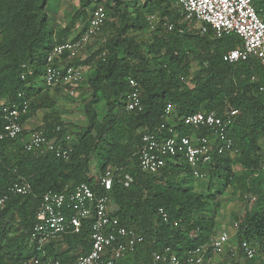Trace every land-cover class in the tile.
Here are the masks:
<instances>
[{"label":"trees","instance_id":"1","mask_svg":"<svg viewBox=\"0 0 264 264\" xmlns=\"http://www.w3.org/2000/svg\"><path fill=\"white\" fill-rule=\"evenodd\" d=\"M50 1L0 0V103L28 101L29 111L22 117L23 124L39 111H50L42 119L43 125L36 129H43L49 138L60 140L64 130L60 127L59 115L53 111L56 101L51 95L60 91L35 83L45 74L50 51L69 40L71 34L70 27L54 32L46 11ZM91 2L84 0L82 5L81 15L86 18V24L94 6L103 4L108 16L103 30L110 17L116 19L117 30L98 51L74 62L83 70L95 63V69L89 81L92 98L84 106L88 124L82 130L79 143L73 146L70 159L27 153L22 143L18 147L20 141L0 142V198L10 195L0 211V264H21L34 258L41 264H47L48 260L74 264L78 257L89 252V224H84L80 234L51 242L42 251L30 243V234L47 192L71 194L77 186L87 183L98 195L103 194V189L96 187L94 178L89 176L92 154L102 145L107 161L102 164L101 173L109 164L115 168L110 195L119 210L113 216L122 226L136 230L145 238L133 253L116 264H149L156 252L167 249L191 252L208 245L216 235V223L205 212L209 199L220 194L213 189L214 180L221 182L222 179L225 185L240 179L241 186L250 194L244 214L237 218L235 236L238 246L243 242L258 246L254 259L247 262L258 264V257L264 256V170L259 146L264 136L262 70L251 60L233 64L223 60L227 52L241 46V39L234 33L220 38L211 28L205 34L180 33L179 29L185 30L186 26L178 24L179 15L171 0H133L131 3L95 0L90 6ZM254 5L264 19V1L254 0ZM152 14H158L162 22L173 24L174 29L167 31L160 27L150 32L147 17ZM143 32H150L152 38L147 42L137 39ZM195 62L200 63L202 71L190 78ZM255 74L259 78L257 82L252 80ZM129 77L136 79L143 89L144 110L140 113L126 110ZM101 103L106 112L100 119L96 107ZM170 103L176 107L177 130L182 135L189 133L182 119L190 114L222 113L228 108L240 111L228 130L234 150L240 151L239 160L235 163L229 153L212 156L209 189L213 193L208 195L209 199L194 193L179 178L189 173L183 163L171 165L159 176L148 175L140 169L142 136L164 124L165 109ZM57 127L61 128L59 132ZM205 132L206 129L201 130ZM164 136H169L167 131ZM237 164L242 166L240 172L234 169ZM126 174L133 178L128 187L124 183ZM20 177L30 184L29 195L9 192ZM252 198H255L253 203ZM160 208L170 215L171 224L161 220ZM240 254L245 256L241 251Z\"/></svg>","mask_w":264,"mask_h":264},{"label":"built area","instance_id":"2","mask_svg":"<svg viewBox=\"0 0 264 264\" xmlns=\"http://www.w3.org/2000/svg\"><path fill=\"white\" fill-rule=\"evenodd\" d=\"M260 1V0H259ZM179 18L178 24L185 25L180 33L189 31L205 34L211 28L217 38L232 33L241 39V46L230 50L223 56L227 63L253 61L264 74V19L257 13L254 0H171ZM107 12L103 4L94 6L90 12L84 31L77 38L57 44L46 58V71L43 77L37 79L47 89H56L71 97L76 95L77 86L83 81L85 70L74 62L87 54L88 47L103 33L107 21ZM150 32L160 27L172 31L174 25L162 22L158 14L147 17ZM105 55V54H104ZM258 75L252 76L257 82ZM24 78V76H22ZM129 92L126 97V110L129 113H140L144 110L142 102L143 89L140 83L132 77L127 78ZM38 85V86H39ZM264 93V83L260 85ZM21 97V95H20ZM29 111V102L2 101L0 103V142L20 141L23 150L34 155L52 154L68 161L73 152V146L65 138H49L43 129L27 131L22 123V117ZM240 114L236 109H225L222 113L215 111L190 114L183 117V126L189 133L182 135L177 130L178 114L173 104H167L164 124L142 136L139 151V166L143 173L152 176L161 175L173 164L183 163L189 168V173L179 176L185 185L189 181L205 180L209 176V167L214 154L229 153L234 159L240 155L234 150V142L228 136L230 126ZM206 129L205 133H201ZM60 127L56 131L59 132ZM167 131L169 136H164ZM264 170V160L261 164ZM115 168L109 164L104 172L94 176L95 186L103 189L98 195L93 186L80 184L71 194L49 191L43 196L42 205L37 213V222L30 234V243L39 251L56 240L67 235L80 234L84 224L91 228L90 250L77 258L74 264H116L129 253H133L145 238L132 228L122 226L119 219L113 216L115 206L111 198ZM133 178L126 174L125 186H129ZM30 184L20 177L9 188L11 194L26 196L31 193ZM10 195L0 198V211L5 208ZM255 198H252V202ZM158 215L166 224H171L170 215L163 209ZM236 229L238 227L235 224ZM229 237L217 234L208 245L195 248L191 252H175L169 249L153 254L149 264H210L209 254L220 255L224 252ZM239 249L247 260L254 259L258 251L257 245L243 242ZM21 264H41L34 258ZM47 264H60L48 260Z\"/></svg>","mask_w":264,"mask_h":264},{"label":"rangeland","instance_id":"3","mask_svg":"<svg viewBox=\"0 0 264 264\" xmlns=\"http://www.w3.org/2000/svg\"><path fill=\"white\" fill-rule=\"evenodd\" d=\"M84 0H51L46 8L49 23L55 33L61 32L67 27L71 28V34L68 39H73L74 33H77L83 29L86 25V18H83L81 12L83 11ZM92 6L95 0H91ZM126 3H131L133 0H124ZM116 19L110 17L107 27L103 30V33L98 37L87 49L86 57L92 55L98 51L105 43L115 35L117 26ZM133 35V34H132ZM137 35V34H134ZM140 41H148L152 38L150 32H143L137 35ZM95 63L89 66L84 73V83H80L76 88V95L71 97L62 92H58L56 95V106L54 112L59 115V120L62 126H60L64 133L61 135V139L65 138L68 140V144L75 146L79 143L82 130L87 126L88 122L85 113L84 106L87 101L92 98V90L89 86V81L94 76ZM202 71V66L199 62H195L192 65L190 78L196 77ZM190 79H187V82ZM38 84V83H37ZM99 118L101 119L106 112L104 103H101L96 107ZM50 111H39L35 116V119L31 124L43 121L44 117L48 115ZM42 123V122H41ZM43 125V124H41ZM35 127V126H34ZM36 128V127H35ZM18 147L21 142L17 143ZM260 156L264 160V136L259 141ZM234 157L235 163L239 159ZM107 161V154L105 153L104 146L92 154L90 161V177L98 176L101 173V166ZM112 162V161H111ZM242 166L237 164L235 171L240 172ZM214 190H219L220 194L215 196L213 200H210L208 195L213 193L210 186V175L206 180L195 181L192 184V191L194 193L203 194L204 197L209 199V204L205 214L212 217L216 223V234H225L229 237V242L226 245L224 252L217 255L214 258L213 264H244L242 257L240 256V249L236 239V226L237 218L242 216L245 212V208L248 203L250 194L243 189L242 181L236 180L230 185H225V180L221 182L214 180ZM250 183V182H249ZM252 201V200H251ZM253 203V202H252ZM215 256V255H214ZM258 264H264V256L258 257Z\"/></svg>","mask_w":264,"mask_h":264},{"label":"crops","instance_id":"4","mask_svg":"<svg viewBox=\"0 0 264 264\" xmlns=\"http://www.w3.org/2000/svg\"><path fill=\"white\" fill-rule=\"evenodd\" d=\"M260 1H262V0H260ZM259 1V2H260ZM264 1V0H263ZM262 3V2H261ZM259 5V4H258ZM260 10H262L261 9V6H260ZM84 28V27H83ZM83 30V29H82ZM81 30V31H82ZM81 31H79V32H77V33H74V37L73 38H75ZM70 40V39H69ZM73 40V39H72ZM86 71V70H85ZM81 83H84V81H82ZM37 85H39V83L37 84ZM81 85V84H80ZM57 92H52L51 93V95H52V97L54 98V100H56V97H57ZM39 113V112H38ZM104 116V115H103ZM35 119V117H33V118H31L30 120H28L25 124H24V127H25V129L26 130H33L35 127L36 128H38V127H41L42 125L41 124H43V121H39V122H37V123H34V124H31L32 123V121ZM42 122V123H41ZM35 126V127H34ZM35 128V129H36ZM235 169V168H234ZM206 180V179H205ZM198 181H203V180H198ZM193 182H195L194 180L192 181H189L187 184L189 185V186H186V187H189V188H192V183ZM214 189V188H213ZM220 234V233H219ZM217 235V234H216ZM240 256L242 257V261L244 262V264H248L247 262H248V260L246 259V257L245 256H243V255H241L240 254ZM217 257V255H212L211 256V258H210V264H213V261H214V258H216Z\"/></svg>","mask_w":264,"mask_h":264},{"label":"water","instance_id":"5","mask_svg":"<svg viewBox=\"0 0 264 264\" xmlns=\"http://www.w3.org/2000/svg\"><path fill=\"white\" fill-rule=\"evenodd\" d=\"M113 210H115V211L119 210L118 206L115 205V206L113 207Z\"/></svg>","mask_w":264,"mask_h":264}]
</instances>
